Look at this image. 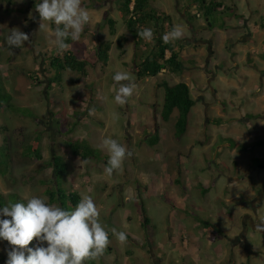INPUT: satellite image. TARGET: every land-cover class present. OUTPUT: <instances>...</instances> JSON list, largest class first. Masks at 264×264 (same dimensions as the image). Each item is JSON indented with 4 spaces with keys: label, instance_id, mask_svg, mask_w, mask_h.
<instances>
[{
    "label": "crops",
    "instance_id": "crops-1",
    "mask_svg": "<svg viewBox=\"0 0 264 264\" xmlns=\"http://www.w3.org/2000/svg\"><path fill=\"white\" fill-rule=\"evenodd\" d=\"M21 1H23V8L19 9L16 5ZM147 1L149 6H152L150 9H155L159 14L170 15L173 26L179 25L181 21L187 25L183 30L184 39H179V42L174 41L177 42L178 47H175V49L182 60V69L179 72L164 69L162 73L181 74L182 78L174 83H187L191 97L195 101L191 111L197 113V126L201 129L204 127L209 132H205V137H200L202 139L195 143L196 147L191 154V160L182 158L181 166L178 169H176V166L173 168V174L179 175L178 178L171 179L170 173L168 174L166 170L167 172L164 171L161 179L157 175H153L151 179L148 178L149 187L146 189H142L143 186L136 187L133 176L129 175L128 170L125 168L122 172H114L111 177L107 176L104 173L107 164L105 161H98L100 164L95 165L97 171L94 174L96 173L95 176H99V183L106 182L113 188V191L112 193L102 191L101 195V191L96 187L95 194L98 195L97 199L100 200L96 206L100 208L105 206L110 214V219L112 218L109 223L116 226L117 231L125 232L127 238L131 240L128 251L132 255L127 257V262L132 261L133 264H150V261L154 264H264V232L255 230V224L259 220H264V168L255 162L257 167L251 169L249 159L233 158L241 176H227L224 173L217 172L215 168L216 160H212L213 156L204 152L210 147L219 149L228 146L224 139L230 138L235 143V149L248 151L253 148L254 150H261L254 154L253 158L262 160L264 163V0H207L205 6L209 9L213 8L212 5H209L212 1L219 5L217 7L218 12L228 13L230 11L224 25L217 23L213 26L209 25L207 18H204L205 16L202 17V14L205 15L204 8L200 6L201 4L199 5L198 0L192 2L190 0ZM40 2L42 0H0V68L4 76H7V72L10 70L17 71L14 66H19L21 78L26 76L23 69H29L20 57L26 55L27 52L34 65L32 69L37 65L39 55L32 48L37 40V20L40 19L39 14L35 11V5ZM117 2L118 0H102L101 2L82 0V6L88 9L92 16V23L87 25L91 33H87L89 32L87 29L81 34L85 39V43L90 42V38L94 36L97 43L99 41L100 44L101 42L110 44L109 58L106 64L96 59L97 47L92 50L94 56L92 60L96 59L94 67L99 70L102 67L104 69L110 67L112 55L118 49V47H116L117 49L114 47L112 39L109 37L116 38L114 41L116 46L119 37L124 36L126 38L123 45L124 54L121 55L123 58L118 60V66L125 67L131 60L134 64V54L131 58H128L127 48L124 47L128 40L133 44V38L120 16ZM104 4H109L110 7L105 9ZM196 6L200 7L201 15L194 12ZM131 7H133V4H131ZM217 9L213 8L214 11H217ZM14 10L17 12H14ZM29 13H31L32 18L29 17ZM116 15L123 23L130 39L126 34L123 35L117 31L118 20ZM174 15L181 21H177ZM13 17L19 19V21L13 20ZM107 18L115 21V34L109 32L110 27L108 22H105ZM29 20L34 21L30 27L33 30L32 35L28 33V28L26 29ZM18 25L21 31L29 34V38L32 36L33 39L32 41L30 39V42H25V45L20 49H12L13 56H10L9 51L11 48L6 45L5 37L10 29L18 28ZM102 36L105 39H102ZM183 40L184 43H182ZM99 43L97 46H99ZM71 44L69 43V45ZM72 48L71 45L66 51L72 52L78 60L92 58L88 57L90 46L88 50L84 51L83 55H76ZM3 52H5L4 55H2ZM187 54H189V58H186ZM169 57L170 53L167 52L166 58ZM160 74L161 72L157 77L137 79L135 82L137 87L128 103H126L127 108H129L128 105L132 106L129 115H126V118L129 116L130 126L125 125L126 122L117 126L111 138L118 140L121 144L124 141L132 144L134 138L141 134L144 144L153 149L163 143L159 132V125L162 123L160 103L156 108L151 107L150 101L148 105L143 104L138 107V104H135V101L132 100L133 98H139L141 93L144 92L145 86L152 79L157 80ZM12 76L15 77V75ZM28 81H31V79L26 82ZM106 85L108 84L106 83ZM110 85V95L114 96L118 86L112 82ZM32 87L33 85H28L26 89ZM34 89L35 92L38 91L37 87ZM97 91V95L100 96L101 92H99V89ZM225 92L228 98H235V100H232V104L227 103ZM211 93L215 96L216 102L206 105L207 96H211ZM110 95L108 93V96ZM29 96L31 95H26V100ZM58 99L60 102L61 98ZM238 100H241V102L233 103V101ZM68 101L70 108H74L77 101L73 102L70 98ZM100 101L102 104L96 107L93 114L90 113V117L95 118L101 114L99 113L101 109L103 111L102 116L106 115L104 101ZM217 103H220V107L215 105ZM23 104L26 105L25 102ZM83 104L85 103L83 102ZM247 105L248 108H246ZM213 106L214 114L209 116V111L212 110ZM120 108H124V106L119 105L118 109ZM59 109L62 108L59 107ZM65 116L71 118L68 115ZM217 119L222 121L217 123L215 121ZM98 121L104 127L102 132H109L108 128L111 126L108 122L105 123L103 118ZM140 122L152 129L149 136L145 137L139 125ZM49 123L53 124V120H50ZM81 123L89 124V120ZM126 127L128 132H126ZM154 127L158 133V142L151 146L149 140L156 133H152ZM218 136L222 137L220 142H217ZM70 138L77 140L75 136ZM141 145L143 146V143ZM242 145L247 146L248 149L240 148L239 146ZM234 150L226 151L225 157L227 153L234 156L236 153ZM238 150L237 152H239ZM100 152L109 159L107 151L100 149ZM69 155H61L67 166L64 177L67 174L77 177L94 176L89 172L90 167L87 170L86 164L81 165L85 163L86 158L74 155L71 149ZM70 158L77 159L78 168H80V165L83 168H80L77 172L70 171L68 167ZM220 159L227 158L220 157ZM167 166L164 165L162 168H167ZM181 179H184L185 185L178 183V180ZM74 186L80 187L75 183ZM191 189H196L195 193H190ZM74 191L82 198L83 194L80 189L76 188ZM164 194L171 199L162 200L160 197L165 196ZM110 196L111 199H109ZM114 196H122V205L117 202L118 199L113 198ZM187 197L189 198L186 199ZM130 200H135L139 204V207L137 205V211L139 210L137 215L138 231L135 233L133 224L130 223L132 217H130L129 212L123 215V208L127 207ZM140 202L148 218L147 225L141 213ZM194 207L198 208V215L187 214L188 216L185 217L179 215V212ZM149 214L150 217L159 218L161 223L158 228L159 236H156L154 240L145 237L143 229L144 226L148 227L150 225L151 218H149ZM196 216L212 223L223 235L214 236L211 231L200 225L201 223ZM180 227H183V229L179 231ZM161 233H163V236ZM111 236L116 241L115 236Z\"/></svg>",
    "mask_w": 264,
    "mask_h": 264
},
{
    "label": "rangeland",
    "instance_id": "rangeland-1",
    "mask_svg": "<svg viewBox=\"0 0 264 264\" xmlns=\"http://www.w3.org/2000/svg\"><path fill=\"white\" fill-rule=\"evenodd\" d=\"M97 1L101 2L102 0ZM190 1L192 2L193 0ZM198 3L199 5L201 4L200 1H198ZM22 5L23 1H21V3L16 6L21 9L23 8ZM116 5L117 7H121V2H117ZM200 6L202 7V4ZM103 7L105 9H108L110 6L109 4H104ZM151 7L152 6L150 5L149 8ZM16 10H14V12H17ZM209 11L210 15H212L210 18V22L212 24L219 23L224 25L225 19H227L230 14V11L228 13H221L218 12V9L217 11H214L213 8H210ZM194 12L201 15L200 7L196 6ZM116 17L115 18L118 20L117 31H119L123 35L126 34L128 39H130L127 32L125 31L123 23L117 15ZM202 17H204L203 14ZM175 18L177 21H181L180 19H177L176 16ZM14 19L15 21H19V19L13 17V20ZM33 22L34 21L29 20V23L27 24L28 27L26 26V29L28 28V33L30 35H32L33 31L32 29H30ZM45 23L48 24V27L51 31H54V23V27H52V23L50 22ZM39 24L40 19L37 20V40H34L35 43L33 44L34 47L32 48L35 49L36 54L39 55L35 68L32 69L34 65L28 57V52L26 53V55H22L20 57V59L24 60L26 67L29 69H23L26 75L24 78L20 77L19 66H14L17 71L10 70L9 72H7V76L3 75L2 69L0 68V103L2 102V104L5 106L0 107V169H2L6 173L5 175L0 173V207L5 206L9 201L13 203H26L27 198H30L32 196L46 198V202L48 204H51L46 193L48 186L51 185V181L54 178L52 154L54 153L60 156L69 155L71 148L68 145V139L73 136H75L76 139L80 141V144H83L86 147V152L89 155H91L92 153L93 156V153H96L97 158H86L85 163L81 164H86L87 170H89L90 167L89 172L94 176L77 177L67 174L65 175L66 177H64L63 175V177L60 178L59 182L61 183L62 181V186L69 193L78 194L76 191H74V189H80L83 195L91 196L95 204H98L100 200L97 199L98 195L95 194L97 189L96 187H98V189L101 191V195L102 191H110V193H112L113 191V188L106 182L99 183V176H95L96 173L94 174V172L97 171L95 165L100 164V162L98 161H104L100 159L101 141L103 138L112 137L111 135L115 132L116 127L122 125V123L126 122L124 124L127 126L129 125V116L126 118V115L129 113L132 107L128 105L129 108H127L125 104L124 108L118 109L119 105L115 103V95H110V83L112 82L113 84H117L113 80V76L118 71H126L130 73L133 77L134 82H136L137 76L134 72L135 65L132 63L133 60H131L129 61V63H127V65H125V67L122 65L118 66V60L123 57L120 55V50L116 48V43H114L116 38L109 37L110 39H112L114 47L117 49V51H114L112 55L110 67L105 69L104 67H102V69L99 70L97 67H94L95 62H91L88 63L85 74L69 70L65 72L63 71L60 81L54 82V85H52V88L50 89L49 80H51L55 75V71L51 67L49 62L51 60L50 58H52V56H62L64 52L62 54H57L56 47L53 44L49 43V41L54 40L55 37L52 36L50 32L41 31L39 33ZM179 25H181L183 30L184 28H186L185 26H187L182 21L181 23L179 22ZM18 28L20 29V26ZM86 30L89 31L87 25L84 27V31ZM87 33L90 34L91 32L89 31ZM30 39L32 41L33 37L31 36ZM102 39H105V37L102 36ZM177 42L179 41L177 40ZM177 42H173L176 48L178 47ZM71 43L70 44L73 46L72 49L76 55H83L84 51L86 49L88 50L90 46L91 54L88 51V57H92L89 59H93L94 56L92 55V50L96 49L99 41L97 43L95 37L92 36V38H90V42L85 43V39L81 36L79 41H71ZM182 43H184V40L182 41ZM147 46L148 50L144 49L143 47V51L141 52L147 53V51L151 49V46ZM124 47L127 48L128 58H131V56H133L134 54L132 42L128 40ZM4 53L5 52H3L2 55H4ZM9 53H12L9 55L13 56L12 49L9 51ZM45 56H47V58L49 59L48 62L45 60ZM189 57V54H187L186 58ZM180 61L182 62L181 59ZM105 64L103 63V65ZM45 70H47V72H45ZM12 75H15V77H13ZM16 75L18 76V81ZM181 78L182 76L180 73L161 72L157 80L152 79L149 84L145 86L144 92L141 93L139 98L132 99L135 102L132 100L131 101L135 104H138V107H141V105L143 104L148 105V102L150 101L151 107L156 108L158 106V103H160L159 109H162L164 101V88L160 87L159 84L163 81H167L172 84ZM28 79H31V81L26 82ZM106 83L108 85H106ZM28 85H33V87L27 90L26 87ZM34 86L38 89V91H36L37 93L35 92ZM117 86L118 87H116V91L119 88L118 84ZM97 89H99V92H101L100 96L97 95ZM108 93L110 96H108ZM27 94L31 96H29V98L26 100ZM100 97L102 98L100 99ZM58 98H61L60 102ZM69 98L72 99L73 102L77 101L74 108H70L68 101ZM225 99L229 104H232V100H235L234 97L228 98L226 92ZM100 100L104 101V109H106L104 110V112L106 115L102 116L103 111L101 109V111L99 112L101 113L99 114L100 116L97 115L95 118L90 117V113L93 114V112H95L96 110V107H99L102 104ZM23 102H25L27 106L24 105ZM83 102L85 104H83ZM211 102H216L213 93H211V96H207L206 105L210 104ZM240 102L241 100L235 102L233 101V103ZM215 105H218L220 107V103H217ZM59 107L62 109L60 110ZM213 108L214 106L212 107V110L209 111V116H211V114H214ZM246 108H248V105L246 106ZM113 113L118 115V120L113 118ZM63 115H68L71 118H67V116L64 117ZM196 115L197 113L191 111L189 115V125L187 131L181 139H177L175 137L176 122L178 120L179 111L174 110L168 120H161L162 123L159 125V132L162 136L163 143L158 145V147L153 149L148 145L146 146L143 139L141 138V134L134 138L132 144L126 141L122 143L126 145L128 149L131 148L133 151L131 149L130 150L134 153L131 158L125 159L123 163V170L124 168L127 169L129 175L133 176V182L136 187L143 186L142 189L148 188V178L151 179L153 178V175H157V177L161 179L163 178L162 174L164 173V171H168V174L170 173L171 179L174 178L175 180V178L179 177V175L173 174V168L176 166V169H178V167L181 166L182 158H189V160H191V154L193 152V149L196 147L195 143L205 137V132H209V130H205L204 127L203 129L198 128V119ZM102 118L105 123L108 122V124L111 126L108 128L109 132H102L104 127L100 123H98L100 122L98 120ZM50 120H53V124L49 123ZM87 120H89V124L81 123L82 121ZM74 124L77 125L75 126ZM139 125L145 137L149 136L152 129L148 127V125H144L141 122L139 123ZM210 128L213 129V127L211 126ZM126 132H128V128L126 129ZM155 132L156 129L154 127L152 133L154 134ZM221 138L220 136H218L217 142H220ZM36 139H39L42 148V159L40 160L37 159L33 154L27 155L29 145H31ZM230 140L232 139H224L225 143L228 146H223L219 149L210 147L204 151L206 154L213 156V158H211L212 160H216L215 168L217 172L224 173L227 176H241L240 171H238L237 169L236 161L233 158L242 157L243 159H249V162L251 164L250 168L254 169L255 167H257V165L255 164L256 158H253V155L261 150H254L253 148L249 149L248 151H244L241 149L238 150L234 148L235 145L231 144ZM142 143L143 146L141 145ZM229 150H234L236 153L234 154V156L227 153V156L225 157L226 151ZM237 150L241 153L237 152ZM82 151L84 152L83 149H81V152ZM103 151L106 152V150ZM202 156H204V154H202ZM220 157L227 159H220ZM250 164H248V166H250ZM81 165L80 168H83V166L81 167ZM164 165H168L167 168L163 169L162 166ZM68 167L70 171L73 172H77L80 169L78 168L79 165L77 164V159L73 158L69 159ZM86 174H88V172H86ZM74 183L80 187L74 186ZM178 183L181 185H185L184 179L178 180ZM194 191H196V189H191L189 192L195 193ZM113 198L118 199L117 202L122 205V196H114ZM160 198L162 200L171 199L167 195ZM188 198L189 197H187L186 199ZM109 199H111V196ZM138 200L140 201V199ZM52 204H56L59 206L58 203ZM137 205L139 207V204L136 203L135 200H130L127 204V207L125 209L123 208V215H126L127 212H129L130 217H132L130 223L131 225L133 224L132 226L134 227V233L138 231L137 215L139 210L137 211ZM97 208L100 211V222L109 232V239L111 243L108 246L105 254L101 258H99V260H88L85 261L84 264H92V261L95 264H133L132 261L127 262V257L132 255L128 251V248L131 245V240L127 238L126 244H120L117 240L115 241L111 236V229H117V227L109 223V220H112V218L110 219V214L107 212V208L105 206L103 208L97 206ZM141 208L142 205L140 202V209ZM67 210L71 211L74 210V208L69 205L67 207ZM198 211L199 210L197 207L187 208V210L179 212V215H182L183 217L188 216L189 214L198 215ZM148 216L149 218H151L150 225L148 227L144 226L143 229L145 232V237L154 240L156 236H159L158 228L161 223L159 218H154L153 216L150 217V214ZM197 217L198 216H196V218ZM200 225L204 227L202 223ZM181 229H183V227H180L179 231ZM161 235L163 236V233H161ZM35 242L37 241L34 240L29 245V247H34L33 245H36ZM10 247L11 246L7 241L0 240V264H6L8 258L7 251L10 250ZM150 264H154V262L151 263L150 261Z\"/></svg>",
    "mask_w": 264,
    "mask_h": 264
},
{
    "label": "clouds",
    "instance_id": "clouds-1",
    "mask_svg": "<svg viewBox=\"0 0 264 264\" xmlns=\"http://www.w3.org/2000/svg\"><path fill=\"white\" fill-rule=\"evenodd\" d=\"M35 11L40 17L39 33L50 32L55 37L49 43L56 47L57 54L71 47L65 42L68 38L79 41L84 27L92 23V16L82 6V0H42L35 5ZM29 17L32 18L31 13ZM45 22L54 23V31ZM137 34L149 42L153 39L151 28H143ZM183 35L182 27L174 25L162 39L167 44L182 39ZM5 42L8 48L20 49L30 38L29 34L14 27L6 35ZM113 80L119 85L115 103L124 106L137 86L126 71L116 72ZM113 118L119 119L115 113ZM100 147L109 155L104 168L109 177L114 172H122L125 159L133 156L126 145L111 137L103 138ZM255 230L264 232V220L255 224ZM111 233L120 244L127 243L125 232L112 228ZM0 240L11 246L6 264H84L88 260H99L111 243L109 232L100 222V211L88 195H82L71 211L48 204L46 198L37 196L27 198L26 203L9 201L0 207ZM34 240L37 245L29 247Z\"/></svg>",
    "mask_w": 264,
    "mask_h": 264
},
{
    "label": "trees",
    "instance_id": "trees-1",
    "mask_svg": "<svg viewBox=\"0 0 264 264\" xmlns=\"http://www.w3.org/2000/svg\"><path fill=\"white\" fill-rule=\"evenodd\" d=\"M204 8V16L207 18V21L210 26H213L210 23L209 8L205 6L207 0H198ZM121 2V7H119V13L121 18L124 20L127 31L132 35L133 44H134V72L137 76V79H142L146 77H157L160 72L164 69H169L173 71H180L182 69V62L179 58V53L175 49L173 42L164 43L162 36L166 32L172 30L173 25L171 22L170 15L159 14L157 11L150 9L148 6L147 0H118ZM133 4V7H131ZM209 5H212L213 8L219 7L218 4L210 2ZM108 25L110 27L111 34L116 33L115 21L111 18H107ZM52 27L54 24L52 23ZM143 28H151L153 31V39L151 42L146 41L140 38L137 32ZM71 38H68L65 42L71 43ZM126 41L124 36L119 37L117 40V47L120 50V55L124 54L123 45ZM151 46V49L147 53L141 51L142 48L148 50V46ZM109 43H99L96 51V59L106 63L109 58ZM170 53V57L166 58V53ZM46 61H49L47 56L44 57ZM50 65L55 71L54 77L49 80V87L54 82H59L63 71L70 70L78 73L85 74L88 63H94L92 59L78 60L76 56L70 51H66L62 56H52ZM95 59V60H96ZM47 72V70H45ZM160 87L164 88V101L161 111V119L166 121L170 118L174 110L179 111L178 120L176 122V132L175 137L180 139L187 130L188 126V115L191 111V108L195 105V101L191 97L190 88L185 82H178L170 84L166 81H163L159 84ZM14 106V105H13ZM0 107H5L2 102ZM34 116V115H33ZM217 123H220L222 120H215ZM75 125V124H74ZM158 142V133L156 132L152 138L149 140L151 146L155 145ZM231 144L235 145L233 140H230ZM68 145L70 146L74 155L82 156L83 158H97L96 153L89 155L86 152V147L83 144H80V141L69 138ZM242 149H248L247 146H239ZM81 149L84 152H81ZM89 150V149H87ZM101 153V152H100ZM33 154L37 159H42V153L40 148L39 139H36L28 147L27 155ZM100 159L104 160L107 164V156L101 154ZM52 161L54 167V178L51 181V185L47 188V195L49 197V202L58 203L61 208L67 210V207L70 205L74 209L79 203L81 197L76 193H69L63 186L62 181L59 182L60 178L63 177L64 173L67 170L66 163L60 155L52 154ZM258 165H261L264 168V163L262 160L255 161ZM0 173L5 175L6 173L0 169ZM24 203V202H23ZM141 213L144 216L145 224H148V218L145 214L144 208H142ZM197 219L204 225V227L211 231L214 236L223 235V233L212 223L206 220H202L197 217ZM37 245V242H35ZM36 245H33L34 247ZM92 264H95L92 261Z\"/></svg>",
    "mask_w": 264,
    "mask_h": 264
}]
</instances>
